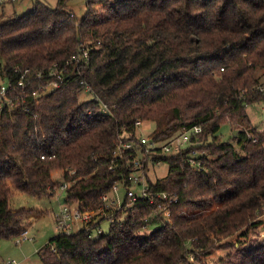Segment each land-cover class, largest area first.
Instances as JSON below:
<instances>
[{
    "label": "trees",
    "instance_id": "1",
    "mask_svg": "<svg viewBox=\"0 0 264 264\" xmlns=\"http://www.w3.org/2000/svg\"><path fill=\"white\" fill-rule=\"evenodd\" d=\"M69 1L0 14V87L12 83L0 96V239L21 235L36 212L13 208L14 193L51 197L61 171L69 207L97 211L114 186L127 193L108 232L59 231L42 264H206L234 238L237 251L215 264H264V240L246 244L264 222V129L247 111L264 101V0H87L83 17ZM145 121L156 144L202 130L176 153L147 152ZM225 123L235 143L222 140ZM157 162L167 173L153 179ZM135 172L150 196L177 198L170 217L158 215L160 198L128 208Z\"/></svg>",
    "mask_w": 264,
    "mask_h": 264
},
{
    "label": "rangeland",
    "instance_id": "2",
    "mask_svg": "<svg viewBox=\"0 0 264 264\" xmlns=\"http://www.w3.org/2000/svg\"><path fill=\"white\" fill-rule=\"evenodd\" d=\"M35 1L36 0H17L16 2L5 3L0 5V14L3 15V18L16 13L18 15L25 14L32 8ZM42 1L51 7H54L58 2V0ZM68 5L72 14H76L78 17H83L87 11V0H70ZM257 76L260 78L262 83L261 86L264 87V69L259 70ZM52 87H54V85H50L49 89ZM91 98H94V93L90 88L86 87L80 95V99L86 101ZM247 111L252 123L255 126H258L261 130L264 129V101L249 105ZM155 129L156 123L152 121H145L138 125L137 135L139 136V139L142 137L147 139V148L156 145V143L153 142V132ZM237 133V131L233 132L231 126L228 123H225L219 132L222 140H230L234 143V138L236 137ZM179 135L175 137L176 141L178 140ZM167 141H160L157 146L164 144ZM151 143H154L155 145H152ZM188 145L189 142L183 140L180 147L182 149ZM152 150H154V147H152ZM155 166L156 167L151 172L153 179L162 177L167 173L166 166H163L162 164H156ZM53 178L58 183V187L56 189L55 195L51 197H38L36 195H29L22 192L14 193L12 198L13 208H32L38 212H35V214L30 216L32 224L29 226L30 231L28 236L33 238V240L23 241L21 244H17V237L10 239H0V263L7 260H16L20 264H42L39 253L44 248L45 244L53 236L59 233L56 216L61 212L66 199V191L61 188L64 183L62 172L54 171ZM111 196L115 198L117 202H122L126 196V190L123 186H119V190L117 192L111 193ZM102 223V229L104 232H108L110 222L106 219L103 220ZM79 229L80 224H77V226H73L71 232L78 231ZM237 240V238H234L231 240V245L228 244L225 247L217 250L215 254L207 258L206 264H215L229 253L237 251L234 246V244L237 243ZM263 240L264 222L258 228H254L249 232V238L246 244L253 245ZM193 262L194 264H201L195 260H193Z\"/></svg>",
    "mask_w": 264,
    "mask_h": 264
},
{
    "label": "built area",
    "instance_id": "3",
    "mask_svg": "<svg viewBox=\"0 0 264 264\" xmlns=\"http://www.w3.org/2000/svg\"><path fill=\"white\" fill-rule=\"evenodd\" d=\"M16 1L17 0H0V5H3L8 2H16ZM88 56H89L88 51L84 49L83 51H81L79 55H74L72 57V60L75 62H80L81 60L88 58ZM50 85H54V87L58 86L57 83L50 84ZM11 87H12L11 82H4L1 85L0 96L2 100L5 99V97L7 96L8 89ZM260 90L263 91L264 87L261 86ZM2 108L3 106H0V111L2 110ZM201 130H202L201 126L191 125L182 131L177 141L174 137L172 140L167 141L166 143L161 144L159 146H157V144L155 145L154 143H151L152 145H155V146H151L150 148H147L146 147L147 139L142 137L139 139V144L142 146H145L147 152H151L152 147H154V149L156 147H159L161 148L162 152L176 153L181 149L180 146L183 140L189 142L190 141L189 137L191 138V135L199 133L201 132ZM127 146L130 147V145H127ZM115 153L118 154L119 153L118 150ZM192 163L196 164L198 162L195 159H193ZM156 164H160V163L157 162ZM135 167L141 168L140 161L136 162ZM130 179H131V184L128 187V196L130 197L131 204H129L128 208H130L132 203H134L138 198H142V197L150 198L151 202L160 198L164 203L158 215L164 218H168L171 216V207H172V204L175 201H177L176 197H173L168 193H159L155 197L153 195L150 196L149 186L146 184L144 175L139 174L137 172H135L130 177ZM68 186L69 184L67 182H64L61 188L63 190H66ZM119 186L120 185L114 186L111 193L117 192L119 190ZM111 193L103 195L102 199L104 201V205H102V207H100L97 211L88 210L86 208H82L77 205L69 207L68 205L64 204V206L61 209V212L57 214L56 216V221H57V225L59 228L58 230L70 233L73 226H77V224H80V228H85L87 231H89L91 237L97 236L96 234H101L104 231L102 229V226L99 225L93 228L91 227L90 223L93 221H98L99 219H104V220L107 219L111 224V222L114 221L115 214L117 213L115 212V210L120 209L125 199L124 198L122 202H117L116 199L111 196ZM126 193H127V190H126ZM116 196H117V193H116ZM147 228H148V219H146L143 229H147ZM29 231L30 229L28 228L21 235H19L17 237L18 239L16 243L21 244L23 241L33 240V238H30L28 236ZM0 264H20V263L17 262L16 260H7V261L1 262Z\"/></svg>",
    "mask_w": 264,
    "mask_h": 264
},
{
    "label": "crops",
    "instance_id": "4",
    "mask_svg": "<svg viewBox=\"0 0 264 264\" xmlns=\"http://www.w3.org/2000/svg\"><path fill=\"white\" fill-rule=\"evenodd\" d=\"M53 173H54V172H53ZM102 222H103V221H102ZM102 222H101V226H102V224H103Z\"/></svg>",
    "mask_w": 264,
    "mask_h": 264
}]
</instances>
